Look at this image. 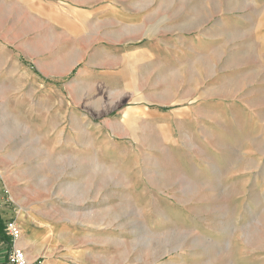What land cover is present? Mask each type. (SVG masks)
Listing matches in <instances>:
<instances>
[{"label": "rangeland", "instance_id": "1", "mask_svg": "<svg viewBox=\"0 0 264 264\" xmlns=\"http://www.w3.org/2000/svg\"><path fill=\"white\" fill-rule=\"evenodd\" d=\"M156 3L160 32L116 22L77 62L82 32L0 0L4 236L33 212L100 264H264V0Z\"/></svg>", "mask_w": 264, "mask_h": 264}, {"label": "crops", "instance_id": "2", "mask_svg": "<svg viewBox=\"0 0 264 264\" xmlns=\"http://www.w3.org/2000/svg\"><path fill=\"white\" fill-rule=\"evenodd\" d=\"M151 1L156 3V0ZM26 2L28 21L34 26L37 25L34 31L49 33L50 36H47L49 39L61 41L67 38L72 42L78 39L73 33H83L82 38H85L84 40L88 43L85 45L77 43L76 46H73L80 48L78 52L80 55L78 53L72 55L79 57L76 59L77 62L83 61L85 50L82 47H93L97 50L96 56L98 53H100L99 56L105 53L103 48L107 46L104 43H99L100 36L113 37L116 22L121 25L120 28L123 27L121 30L144 32H160L164 24L161 18L162 14L156 12L155 6L152 8L143 7L142 0H26ZM79 17L81 18L79 19ZM65 20L68 29L63 28ZM65 30L71 31L72 34L66 36L60 33ZM10 38L12 41L16 40L14 36ZM100 200L99 203L105 206V198L102 197ZM27 217L31 220V225L26 227L24 223L20 222L22 223L21 230L24 229L25 233L22 231L21 238L16 242V245L23 247L22 249L31 262L37 264H100L96 263L99 256L105 258L111 256L110 253L99 254L96 250L95 247L99 246L98 239L100 238L96 232L73 233L70 232L71 230L62 234L58 240L64 249L58 254V250L55 245H52V242L48 247L49 238L45 237L51 232V227L41 223L33 212L28 213ZM1 220L4 222L5 219L0 205ZM3 228L4 226L0 232V264H8L5 255L12 244L10 239L4 236ZM105 262L108 264L107 260Z\"/></svg>", "mask_w": 264, "mask_h": 264}, {"label": "built area", "instance_id": "3", "mask_svg": "<svg viewBox=\"0 0 264 264\" xmlns=\"http://www.w3.org/2000/svg\"><path fill=\"white\" fill-rule=\"evenodd\" d=\"M7 233L12 241L7 253L8 264H36L30 262L26 256L25 251L16 245V242L21 238L22 231L16 223H10L7 226Z\"/></svg>", "mask_w": 264, "mask_h": 264}, {"label": "trees", "instance_id": "4", "mask_svg": "<svg viewBox=\"0 0 264 264\" xmlns=\"http://www.w3.org/2000/svg\"><path fill=\"white\" fill-rule=\"evenodd\" d=\"M5 226L3 220L0 221V232L2 230V227Z\"/></svg>", "mask_w": 264, "mask_h": 264}, {"label": "bare ground", "instance_id": "5", "mask_svg": "<svg viewBox=\"0 0 264 264\" xmlns=\"http://www.w3.org/2000/svg\"><path fill=\"white\" fill-rule=\"evenodd\" d=\"M22 231V230H21Z\"/></svg>", "mask_w": 264, "mask_h": 264}]
</instances>
